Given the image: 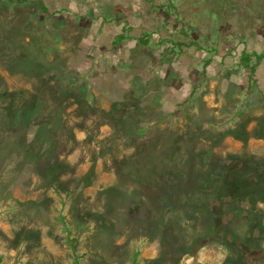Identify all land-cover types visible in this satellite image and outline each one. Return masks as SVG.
<instances>
[{
  "label": "rangeland",
  "instance_id": "374dc122",
  "mask_svg": "<svg viewBox=\"0 0 264 264\" xmlns=\"http://www.w3.org/2000/svg\"><path fill=\"white\" fill-rule=\"evenodd\" d=\"M0 264H264V0H0Z\"/></svg>",
  "mask_w": 264,
  "mask_h": 264
}]
</instances>
